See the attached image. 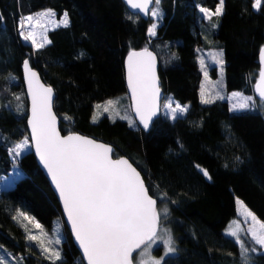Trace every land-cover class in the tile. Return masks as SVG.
Wrapping results in <instances>:
<instances>
[{
    "label": "trees",
    "instance_id": "trees-1",
    "mask_svg": "<svg viewBox=\"0 0 264 264\" xmlns=\"http://www.w3.org/2000/svg\"><path fill=\"white\" fill-rule=\"evenodd\" d=\"M254 3L224 0L222 14L208 22L200 8L214 12L219 0H160L154 5L162 14L160 27L150 39L152 20L130 14L121 0H0V186L20 170L11 149L25 138L29 142L21 80L27 60L56 94L63 135L77 132L112 145L114 157H127L140 171L150 195L167 193L169 200H157L158 209L165 203L168 208L160 227L169 228L176 254L163 264H243L240 242L256 245L245 235L232 240L224 231L237 219L236 200L264 222V116L232 113L222 101L201 104L197 50L210 49L202 40L211 36L223 53L226 91L258 100L253 87L264 47V0L259 9ZM46 9L57 19L67 13L68 24L50 30L48 43L33 49L18 25ZM145 48L159 60L164 99L189 105L185 115L174 121L160 117L148 133L137 123L107 117L93 123L96 104L127 95L124 57ZM4 112L9 116L2 120ZM35 169L45 180L36 163ZM33 196H20L18 205L12 188L0 187V246L24 264H83L69 236L59 260L46 259L29 242L20 212L51 227ZM256 248L249 264H264V253Z\"/></svg>",
    "mask_w": 264,
    "mask_h": 264
},
{
    "label": "snow or ice",
    "instance_id": "snow-or-ice-1",
    "mask_svg": "<svg viewBox=\"0 0 264 264\" xmlns=\"http://www.w3.org/2000/svg\"><path fill=\"white\" fill-rule=\"evenodd\" d=\"M126 3L132 9H139L148 15L149 5L153 4V0H126ZM159 3L160 0H155L156 6ZM223 5L224 0H219L214 12L204 7L200 8V12L209 18L212 15L219 16L222 14ZM260 6L261 0H255L253 7L259 9ZM38 15H52V13L49 11ZM150 15L158 17L162 14L158 7H153ZM2 19L0 15V20ZM32 22L33 17L30 15L21 19L18 27L23 30L25 23L30 25ZM63 22L67 26V13H64ZM156 27L157 25L153 23L148 29L150 36L155 35ZM21 35L34 46L43 47L44 38L42 37L38 43L33 31H21ZM261 60L264 61V50L261 52ZM217 62L222 63V61ZM200 63L203 66V59ZM24 68L32 96V116L29 124L35 150L59 194L68 221L88 264H133V253L137 250H140L138 252L140 258L136 260V264H163V257L156 259L151 255V246L156 240H161L166 249L165 255L176 252L174 241L167 229L163 230V235H158L161 219L167 217L168 208L165 203L158 209L157 200H169L167 193L162 192L155 198L150 195L140 172L128 159H114L110 146L76 134L61 136L56 127V116L52 112L53 89L39 84L37 73L29 67L27 60L24 61ZM205 77L207 78L206 71ZM128 83L136 115L145 129L149 127L152 117L161 107L172 120H177L187 111L186 106H181L170 98H165L161 105L155 59L146 48L140 52L129 53ZM256 91L260 100L264 101V71L260 73V83ZM232 95L236 97L241 94ZM201 102H210L204 99L203 88ZM116 103L113 100L107 101L108 106H114ZM249 103H254L252 97L245 98V102L239 105L234 104L233 109L247 108ZM96 107L100 108L101 105ZM104 110L108 111V108L105 107ZM131 123L134 122L130 121ZM28 146V139L25 138L16 143L11 152L19 156ZM195 167L199 168L205 177L211 179L207 170L200 168L199 165ZM237 203L244 207L242 202L237 201ZM244 214L246 217H251L252 226L247 229L251 234V240L255 245H259L260 249H264V222L259 221L246 207ZM18 215L30 223L33 220L23 212ZM35 227L40 229V234H29L28 239L37 242L48 259L59 260L60 252L45 246L42 236H46L47 233L42 226L36 223ZM228 234L240 242L237 230H230ZM55 243H59V240L57 239ZM240 247L243 264H249L250 253H256L257 248L245 246L243 242H240ZM3 260L4 258L0 257V264H3Z\"/></svg>",
    "mask_w": 264,
    "mask_h": 264
},
{
    "label": "rangeland",
    "instance_id": "rangeland-1",
    "mask_svg": "<svg viewBox=\"0 0 264 264\" xmlns=\"http://www.w3.org/2000/svg\"><path fill=\"white\" fill-rule=\"evenodd\" d=\"M51 11L52 15H44V16H39V13H47ZM202 13V12H201ZM205 19L208 22H211L212 19L216 17V15H212L210 18L206 17L204 13H202ZM30 16V15H28ZM25 16V17H28ZM33 17V22L32 24H27L25 23V27L23 30L20 29V31H33L36 34V40L39 43L42 39L44 38L43 41V46L48 43V38H47V33L50 30H54L59 27H64V15L60 18L57 19L54 12L50 9H46L43 11H40L38 13H35L31 15ZM23 17V18H25ZM22 18V19H23ZM150 19L152 20L153 23L157 25L155 29V35L148 36L150 39L154 38L157 34V31L160 27L159 25V16L158 17H152L150 15ZM37 21L39 23H37ZM152 23V24H153ZM151 24V25H152ZM214 26L215 29L218 27V21H214ZM151 27V26H150ZM23 37V36H22ZM24 39V38H23ZM25 42L29 43L33 49H37L38 47L34 46L31 41L25 40ZM203 44L206 47H210L208 50H204L203 52L200 50L198 52V66L202 72V82L200 86V91H199V100L200 103L203 105H210L215 102H227L229 105V109L232 113H259L264 116V105L261 101L256 100L253 96H247L241 92H227L226 91V82H225V75H224V58H223V53L221 49L217 48L215 45L216 42L211 38L209 35H205L203 40ZM203 59L204 64L203 66L201 65L200 61ZM217 61H222V63H218ZM205 71L207 72V78L205 77ZM203 88V93H204V99L209 100V103H202L201 102V90ZM233 93H240V96L233 97ZM247 97H252L254 100V103H249V106L247 108H240L237 107L236 109H233V105H239L240 103L245 102V98ZM113 101H116L117 103L114 106H108L107 101L103 103L96 104L94 107L93 115H92V122L96 123L98 122L101 118L107 117L111 121L115 120H122L125 121L129 126H133L136 122L131 114V109L129 105V100L127 95L119 96L113 99H110ZM165 100V99H164ZM164 100L162 104L164 103ZM178 103V102H175ZM175 103L173 104V107L175 106ZM161 104V105H162ZM97 105H101L100 108H97ZM181 106H186L187 110L189 105L185 104ZM105 107L108 108V111H105ZM166 110L161 107V117L168 119L169 121H174L170 118L169 115L165 114ZM186 113V112H185ZM185 113L180 117H183ZM9 116L5 112L3 113V116L1 117L2 120L7 119ZM125 117V118H122ZM130 121L134 122L130 124ZM18 159V165L20 170L15 171L11 177L5 178L0 187H9L12 188L13 194L16 197V202L19 205V197L27 194V195H35L34 197L39 203L42 205V209L44 212V215L47 217V222L51 226L49 229L43 225L42 228L45 233H47L46 236H42V239L45 242V246L49 248H53L57 251H59V248L61 247L62 243L64 242V238L69 236V233L63 223L62 216L60 209L58 205L56 206L53 202L54 195L51 192L47 182L42 179L36 172L35 169V163L33 162V156L31 153V145L29 142V146L21 152L19 156H15ZM38 195V196H37ZM236 200V215L237 219L233 220L225 229L224 235L226 237L231 238L232 240L237 241L235 237H232L228 234L230 230H237L239 237L242 235L247 236L251 240V234L247 232V229L252 226V221L251 217H246L244 214V204L242 207L241 204H238ZM241 202V201H240ZM248 210V209H247ZM23 218V217H22ZM162 219H164L162 217ZM235 222V223H234ZM20 225L22 226V229L24 230L27 238L29 234L32 235H39L40 234V229H37L35 227V224L37 223L36 221L32 220L30 223L28 220H21ZM238 226V227H237ZM27 229V230H26ZM65 229V230H64ZM167 229L169 232V228L166 227H160L158 231V235H163V230ZM65 234V236H64ZM171 234V232H170ZM172 236V235H171ZM59 240V243H55L56 240ZM29 240V239H28ZM51 241V243H49ZM252 241V240H251ZM29 242L34 245L39 252L47 259L46 254L42 251L40 248L39 244L35 241L29 240ZM254 243V241H252ZM256 247L260 248L259 245H256ZM162 249L160 255H155V251L157 249ZM262 252L264 253V249H261ZM165 246L161 242V240H156L154 244L151 246V255L155 257L156 259H160L163 257V262L166 258L174 256L175 253H169L168 255H165ZM60 252V251H59ZM0 257H3V264H24V261L22 259H17L15 258L9 251L6 249L2 248L0 246ZM61 257V254H60ZM140 257L138 256V252L136 256L133 259L134 264H136V260L139 259Z\"/></svg>",
    "mask_w": 264,
    "mask_h": 264
},
{
    "label": "water",
    "instance_id": "water-1",
    "mask_svg": "<svg viewBox=\"0 0 264 264\" xmlns=\"http://www.w3.org/2000/svg\"><path fill=\"white\" fill-rule=\"evenodd\" d=\"M122 3L124 4V6L126 7V9L128 10V12L132 15H136L138 17H140L142 20H148L149 17H150V12L151 10L153 9L154 5H155V0H153V4L149 5V14L148 15H145L143 12H141L139 9H132L127 3H126V0H121ZM151 54L152 56L154 57L155 59V71H156V76H157V79H158V86L160 88V96H161V101L160 103L162 104L163 102V99H164V92L162 90V87H161V81H160V77H159V68H160V63H159V60L156 56V54L146 48ZM144 49H141V50H132V51H136V52H140V51H143ZM262 50H264V47L261 48L260 52H259V55H258V61H259V73H258V78L254 84V87H253V92H254V95L255 97L260 100L259 98V95L256 91V87L257 85L260 83V73L261 71H264V61L261 60V52ZM130 51V52H132ZM127 53V55L124 57V62H123V68H124V75H125V84H126V94H127V97H128V100H129V105H130V109H131V114L135 120V122L137 123V125L145 132V133H148L149 130L151 129L153 123L161 117V109L160 111L152 117V121L151 123L149 124V127L147 129H145L143 127V125L139 122V117L136 115V112H135V107H134V101L132 100L131 96H132V93H131V89L129 87V83H128V55L129 53ZM29 64V62H28ZM29 67L31 68L30 64H29ZM32 69V68H31ZM33 71H35L37 73V78H38V81H39V84L43 85L44 87H50L49 85H47L45 83V81L43 80V78L41 77V75L34 69H32ZM21 80H22V84H23V88H24V93H25V97H26V100H27V104H28V110H27V118H26V127H27V131H28V136H29V142H30V145H31V153L33 155V158H34V161L37 165V168L39 169V171L42 173L43 177L45 178L51 192L53 193L54 195V198L57 202V205L60 209V212H61V216H62V220H63V223L69 233V237L74 245V247L76 248L83 264H88V261L86 259V257L84 256V253H83V249L80 247L79 245V242L76 240V237L73 233V230H72V227H71V224L70 222L68 221V218H67V215L64 211V208H63V203L59 197V194L57 192V190L55 189V186L53 185L52 181H51V177L49 176L48 172H47V169L44 168L43 164L41 163L40 159H39V156L38 154L36 153V150H35V142L34 140L32 139V129H31V125L29 124V120L31 119V116H32V96H31V93H30V89H29V84H28V78H27V72L24 68V63L21 67ZM33 87L35 88L36 87V81L34 80L33 81ZM55 100H56V94L53 90V95H52V112L53 114L56 116V127H57V130L60 132V135L61 136H67L69 134H76V135H80V136H83V137H87L89 139H93L95 140L96 142L98 143H102V144H106L108 146H110L112 148V156L113 158H124V159H128L127 157H124V156H121V157H114V153H115V147H113L112 145L110 144H107L103 141H99V140H96L92 137H88V136H85V135H82L80 133H77V132H72V133H68V134H65L63 135L60 131V119L59 117L57 116L56 112H55V109H54V104H55ZM261 101V100H260ZM264 103V101H262ZM129 160V159H128ZM130 162V160H129ZM131 163V162H130ZM133 165V164H132ZM133 167H135L133 165ZM136 168V167H135ZM137 169V168H136ZM138 171V169H137ZM140 172V171H139ZM141 174V173H140ZM141 177L142 179L144 180L142 174H141ZM145 183V181H144ZM146 185V184H145ZM157 207H158V203H157ZM159 229H160V226H159ZM158 229V231H159ZM143 247V246H142ZM140 250H137V252H139ZM137 252H134L133 253V259H134V256L137 254ZM134 264V262H133Z\"/></svg>",
    "mask_w": 264,
    "mask_h": 264
},
{
    "label": "bare ground",
    "instance_id": "bare-ground-1",
    "mask_svg": "<svg viewBox=\"0 0 264 264\" xmlns=\"http://www.w3.org/2000/svg\"><path fill=\"white\" fill-rule=\"evenodd\" d=\"M150 18V17H149ZM164 100V99H163Z\"/></svg>",
    "mask_w": 264,
    "mask_h": 264
}]
</instances>
